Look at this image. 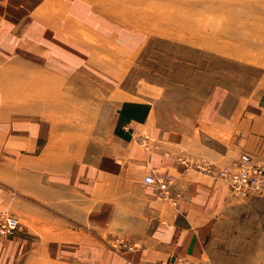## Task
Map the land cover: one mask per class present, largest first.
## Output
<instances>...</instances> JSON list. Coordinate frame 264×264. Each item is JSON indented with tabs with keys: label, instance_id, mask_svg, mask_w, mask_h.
Returning a JSON list of instances; mask_svg holds the SVG:
<instances>
[{
	"label": "rangeland",
	"instance_id": "1",
	"mask_svg": "<svg viewBox=\"0 0 264 264\" xmlns=\"http://www.w3.org/2000/svg\"><path fill=\"white\" fill-rule=\"evenodd\" d=\"M4 3L8 10L19 5ZM87 4L40 0L25 19L37 22L35 32L22 27L14 33L8 22L0 34V209L19 223L17 231L0 235V264H82L81 255L62 254L84 240L101 244L103 253H120L122 264H147L131 254L142 247L137 235L149 223L151 200L188 206L187 196L196 204V192L178 179L180 188L174 187L167 169L153 167L138 177L139 168L128 166V146L112 136L116 110L128 98L155 102L160 125L177 141L163 150L145 129L136 146L189 166L185 180L203 174L223 182L235 199L217 213L206 255L178 253L165 264L178 258L179 264H264V192L235 193L218 173L242 153L195 160L192 138L198 134L225 149L226 127H234L236 141L264 147V127L243 128L259 113L243 126L241 110V118L229 121L208 118L226 91L242 105L264 102V0H96L102 17L97 11L95 19ZM201 162L213 172L200 171ZM146 175H167L174 201L145 183ZM84 204L88 226L67 223L63 210Z\"/></svg>",
	"mask_w": 264,
	"mask_h": 264
},
{
	"label": "crops",
	"instance_id": "2",
	"mask_svg": "<svg viewBox=\"0 0 264 264\" xmlns=\"http://www.w3.org/2000/svg\"><path fill=\"white\" fill-rule=\"evenodd\" d=\"M38 1L40 0H0V19L5 21L0 34L6 32V24L8 22H14V33L18 32L22 27L28 32H35V25L32 23L37 22L35 20L26 21L25 19L30 15H35L32 6L33 3ZM4 2L17 3L19 5L17 8H9L8 10ZM86 2H90L87 5L93 6L92 8L95 10H93L94 14L90 16L92 19H95L97 11H99L100 17H102V8H100L101 11L94 8L96 7V0H86ZM28 5L30 6L27 7ZM17 9H20V11L17 12ZM7 16H10L13 20L2 19ZM6 35L10 37L11 34L6 33ZM100 82H102L101 77ZM234 95L233 91L223 93L215 103L214 110L213 107L210 108L213 112L208 114V118L210 117L216 122L229 121L236 115L241 118V113H238V110H241L242 118L240 123L242 126L243 124L250 125V115L256 116L259 113L257 119L252 122L253 126L243 127L244 129L264 127V102H246L242 105L239 98H236ZM116 112L115 122L112 125V136L120 144L128 146L130 157L126 162L129 167L135 166L139 168L136 175L141 177L145 172L152 170L153 167L160 166L167 169L171 176H173L175 179L174 187L178 185L180 188V185L184 184L186 188H190L196 192V195H194L196 204L191 203V198L184 197L188 206L181 201L177 206H171L151 200L152 205L146 207L150 212L149 223L137 235L143 241L142 247L137 253H132L131 255H143L147 259V264L168 263L171 255L178 253L181 255H206L204 254L205 248L207 250L206 240L212 234L211 229L216 226L217 213L224 208L228 209L229 205L235 202V199L223 182L213 181L210 177L203 174L196 175L197 180H185L189 166L186 167L185 164H180L178 161L172 159L169 154L165 155L155 151L148 153L134 144L137 136L143 134L145 129L146 135L158 138L161 141L163 150L173 148V143L177 142L160 125L156 114L155 102H151L148 99H124ZM213 127L216 129L224 128L223 125L219 126V124ZM90 129L94 128L90 126ZM226 129L228 136L226 147L225 149L218 147L220 150L216 148L219 145L217 142H208L200 135L192 134V138L194 137L195 144L198 147L194 152V156H197V158L193 159L200 160L204 159L202 157H206L219 161L225 159L223 158L224 156L235 157L239 156L240 153L246 152L251 154L256 160L264 162V147L261 145H257V147L253 146L251 140H248L250 141L248 143H245L243 139L236 141L234 127L230 128V132L229 128L226 127ZM229 134L231 137H229ZM99 135L102 137V134ZM246 137H250V134H246ZM184 139L187 141L188 135ZM240 143L242 145H239ZM96 149L95 146L91 150L95 152ZM183 154L187 157V155L192 153L189 151ZM255 156H258L259 159ZM56 160L58 163L63 162L62 158L61 160L58 158ZM177 179L182 183H177ZM45 190L52 193V187ZM72 210H63L66 219H68L67 223L72 222L74 225L77 223L76 226L78 227H87L88 220L91 218L88 206L84 204L79 209ZM95 219L98 220L97 222L101 227L102 205L100 203L98 204V212L95 215ZM204 243L205 246H203ZM62 255H81L82 264H102V255H105L104 264H122L117 257V255H121L120 253L113 251L103 253L101 244L98 246L96 244H88L85 240L80 246H77L75 243H73V246L68 244L66 253ZM68 260H70V257H68Z\"/></svg>",
	"mask_w": 264,
	"mask_h": 264
},
{
	"label": "built area",
	"instance_id": "3",
	"mask_svg": "<svg viewBox=\"0 0 264 264\" xmlns=\"http://www.w3.org/2000/svg\"><path fill=\"white\" fill-rule=\"evenodd\" d=\"M254 159L251 154L242 153L235 164L232 163L230 166L234 170L229 167L219 170V175L227 182L233 192L241 195L248 192H264V163H258ZM197 168L202 172H213L209 164L205 162L198 163ZM143 180L157 188L164 198L174 201L173 197L168 195L172 181L167 175H146ZM18 227V219L0 209V235L12 234L17 231ZM179 261L180 258L169 264H179Z\"/></svg>",
	"mask_w": 264,
	"mask_h": 264
},
{
	"label": "bare ground",
	"instance_id": "4",
	"mask_svg": "<svg viewBox=\"0 0 264 264\" xmlns=\"http://www.w3.org/2000/svg\"><path fill=\"white\" fill-rule=\"evenodd\" d=\"M2 91V90H1ZM28 106V105H27ZM27 106H25V107H27ZM31 108V107H30ZM7 112V111H6ZM231 170H234L233 168H231ZM223 179V178H222ZM224 180V179H223Z\"/></svg>",
	"mask_w": 264,
	"mask_h": 264
}]
</instances>
